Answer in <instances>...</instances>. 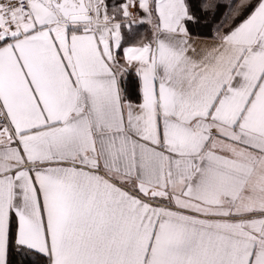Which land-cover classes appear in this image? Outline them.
Here are the masks:
<instances>
[{
  "label": "snow or ice",
  "instance_id": "snow-or-ice-1",
  "mask_svg": "<svg viewBox=\"0 0 264 264\" xmlns=\"http://www.w3.org/2000/svg\"><path fill=\"white\" fill-rule=\"evenodd\" d=\"M0 264H264V0H0Z\"/></svg>",
  "mask_w": 264,
  "mask_h": 264
}]
</instances>
